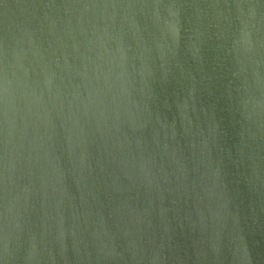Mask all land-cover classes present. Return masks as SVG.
Instances as JSON below:
<instances>
[{"label": "water", "instance_id": "water-1", "mask_svg": "<svg viewBox=\"0 0 264 264\" xmlns=\"http://www.w3.org/2000/svg\"><path fill=\"white\" fill-rule=\"evenodd\" d=\"M0 264H264V0H0Z\"/></svg>", "mask_w": 264, "mask_h": 264}]
</instances>
